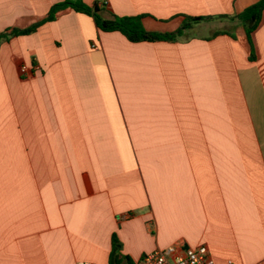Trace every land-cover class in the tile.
<instances>
[{
    "label": "crops",
    "instance_id": "1",
    "mask_svg": "<svg viewBox=\"0 0 264 264\" xmlns=\"http://www.w3.org/2000/svg\"><path fill=\"white\" fill-rule=\"evenodd\" d=\"M62 1L0 0V33ZM82 1L172 32L258 0ZM236 25L131 43L68 9L0 43V264H109L113 233L131 264L201 245L213 264H264V12L253 61Z\"/></svg>",
    "mask_w": 264,
    "mask_h": 264
},
{
    "label": "trees",
    "instance_id": "2",
    "mask_svg": "<svg viewBox=\"0 0 264 264\" xmlns=\"http://www.w3.org/2000/svg\"><path fill=\"white\" fill-rule=\"evenodd\" d=\"M73 10L77 13L92 16L97 28L102 32H118L128 42H177L186 32L190 31L196 24L200 22H209L212 20H231L237 21L245 35L249 47V60L253 61V45L251 42V34L256 30L260 21L262 12H264V0H258L255 3L247 6L241 12L234 15H219V16H202L192 17L184 16L178 28L172 32L148 31L142 24V15L135 16H118L110 13V18H103L99 14V9L96 5L88 6L82 0H63L60 3L50 7L46 17L39 22H36L24 29L11 28L0 33V43L8 41L12 37L25 36L34 33L37 28L45 22H50L56 19L57 15L65 10ZM217 35H228L235 39V35L226 31H215L207 40H210ZM131 264L130 260L121 254V243L116 234L111 235V250L109 254V264H123V261Z\"/></svg>",
    "mask_w": 264,
    "mask_h": 264
},
{
    "label": "built area",
    "instance_id": "3",
    "mask_svg": "<svg viewBox=\"0 0 264 264\" xmlns=\"http://www.w3.org/2000/svg\"><path fill=\"white\" fill-rule=\"evenodd\" d=\"M95 48V46H93ZM22 74L26 73L24 67L20 68ZM86 264V263H79ZM138 264H213L206 246L195 248H178L168 246L145 254Z\"/></svg>",
    "mask_w": 264,
    "mask_h": 264
},
{
    "label": "rangeland",
    "instance_id": "4",
    "mask_svg": "<svg viewBox=\"0 0 264 264\" xmlns=\"http://www.w3.org/2000/svg\"><path fill=\"white\" fill-rule=\"evenodd\" d=\"M221 25H219V23H211L210 25H209V27L208 28H206V29H197V30H194V31H192L193 33H195V34H199V33H209L210 31H212V30H216V29H221ZM230 31H232V33H234V34H236V33H239V32H243V30H242V27H241V25L238 23V25H236V26H233L231 29H230ZM191 32V33H192ZM22 74V73H21ZM23 75V74H22ZM257 100H258V102L260 103L259 105L260 106H258V108H256V112H258L259 114H257L259 117H260V119H264V105H262V102H264V96H262L261 95V93H259L258 95H257ZM152 141V140H151ZM3 142L4 143H6V145L5 146H1V149H2V153H1V155H3V156H5V157H7V153H8V149H9V147H8V145H7V142H5L4 140H3Z\"/></svg>",
    "mask_w": 264,
    "mask_h": 264
}]
</instances>
